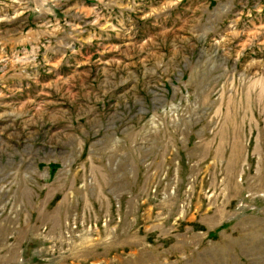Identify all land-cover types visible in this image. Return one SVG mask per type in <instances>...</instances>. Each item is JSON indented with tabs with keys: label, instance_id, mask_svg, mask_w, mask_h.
Segmentation results:
<instances>
[{
	"label": "rangeland",
	"instance_id": "374dc122",
	"mask_svg": "<svg viewBox=\"0 0 264 264\" xmlns=\"http://www.w3.org/2000/svg\"><path fill=\"white\" fill-rule=\"evenodd\" d=\"M0 264H264V0H0Z\"/></svg>",
	"mask_w": 264,
	"mask_h": 264
}]
</instances>
